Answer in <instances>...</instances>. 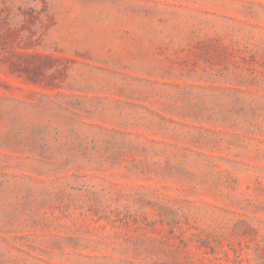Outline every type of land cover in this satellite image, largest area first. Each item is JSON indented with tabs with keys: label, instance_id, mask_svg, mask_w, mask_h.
Instances as JSON below:
<instances>
[{
	"label": "rangeland",
	"instance_id": "1",
	"mask_svg": "<svg viewBox=\"0 0 264 264\" xmlns=\"http://www.w3.org/2000/svg\"><path fill=\"white\" fill-rule=\"evenodd\" d=\"M0 264H264V0H0Z\"/></svg>",
	"mask_w": 264,
	"mask_h": 264
}]
</instances>
